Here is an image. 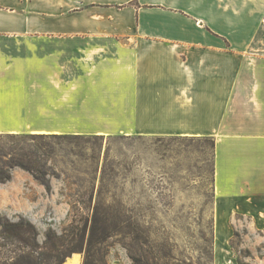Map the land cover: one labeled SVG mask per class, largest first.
<instances>
[{
    "label": "crops",
    "instance_id": "1",
    "mask_svg": "<svg viewBox=\"0 0 264 264\" xmlns=\"http://www.w3.org/2000/svg\"><path fill=\"white\" fill-rule=\"evenodd\" d=\"M222 17L223 0H0V133L67 98L70 117L117 108L140 133L214 137L216 199L264 200V38H225Z\"/></svg>",
    "mask_w": 264,
    "mask_h": 264
},
{
    "label": "rangeland",
    "instance_id": "2",
    "mask_svg": "<svg viewBox=\"0 0 264 264\" xmlns=\"http://www.w3.org/2000/svg\"><path fill=\"white\" fill-rule=\"evenodd\" d=\"M221 32L234 40L264 38V0H223ZM54 95L48 97V108H55ZM67 99L58 102L64 115L47 114L41 122L15 126L13 133L25 140L30 133L66 138L52 140L43 160L49 190L19 166L0 182V219L31 221L42 245L30 251L15 239L0 237V264H66L70 253L85 264L84 250L57 258L51 245L67 242L76 226L84 228L86 242L93 212L111 226L112 236L97 245L108 264H133L120 231L128 215L141 264H264V200L216 199L214 137L140 133L120 122L117 108L105 117H70L72 101ZM102 105L89 103L94 112ZM11 142L2 138L0 145ZM49 229L63 238L45 244Z\"/></svg>",
    "mask_w": 264,
    "mask_h": 264
},
{
    "label": "trees",
    "instance_id": "3",
    "mask_svg": "<svg viewBox=\"0 0 264 264\" xmlns=\"http://www.w3.org/2000/svg\"><path fill=\"white\" fill-rule=\"evenodd\" d=\"M18 135L15 133H0V140L7 138L10 142L12 141L8 147L0 145V182L3 183L9 180L11 174L8 170L14 166H19L32 173L49 190L50 183L46 175L43 160L49 154L50 149H52V143H54L52 140L66 138V135L30 133L25 136L27 140ZM19 139L24 144H20L18 142ZM103 222L108 224L97 212H93L86 242L84 240V228L78 229L76 226L74 229H71L72 232L67 242H63L59 247L57 242L55 244L52 243L51 247L56 251L55 256L58 258L64 252L84 250L86 254L85 264H108L104 256L100 254L102 248L97 247L98 244L103 243L112 236L111 232H108L111 226L102 224ZM121 223L122 241L128 251V256L133 264H141L140 258L133 250L132 241L137 237L133 235L135 228L130 221V216H126L124 221L121 220ZM70 226H73V224ZM75 229L78 231H75ZM64 233H67V230ZM37 234L35 225L27 219L20 218L16 221H11L6 217L0 219V237L15 239L25 247H28L30 251H37L42 248V245L36 240ZM60 238L62 239L63 236H58L55 231L49 229L46 232L45 244L49 241H54V239L61 240ZM30 258V254H27V257H25L27 260Z\"/></svg>",
    "mask_w": 264,
    "mask_h": 264
},
{
    "label": "bare ground",
    "instance_id": "4",
    "mask_svg": "<svg viewBox=\"0 0 264 264\" xmlns=\"http://www.w3.org/2000/svg\"><path fill=\"white\" fill-rule=\"evenodd\" d=\"M67 258L68 259L66 264H80V256L77 253H73Z\"/></svg>",
    "mask_w": 264,
    "mask_h": 264
},
{
    "label": "water",
    "instance_id": "5",
    "mask_svg": "<svg viewBox=\"0 0 264 264\" xmlns=\"http://www.w3.org/2000/svg\"><path fill=\"white\" fill-rule=\"evenodd\" d=\"M72 254H73V253H70L68 256H66V257L64 258L63 262H65L66 258L69 257V256H71Z\"/></svg>",
    "mask_w": 264,
    "mask_h": 264
}]
</instances>
